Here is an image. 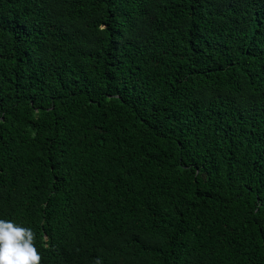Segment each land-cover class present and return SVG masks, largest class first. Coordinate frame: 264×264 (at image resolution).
<instances>
[{
  "label": "trees",
  "instance_id": "1",
  "mask_svg": "<svg viewBox=\"0 0 264 264\" xmlns=\"http://www.w3.org/2000/svg\"><path fill=\"white\" fill-rule=\"evenodd\" d=\"M0 219L40 264H264V0H0Z\"/></svg>",
  "mask_w": 264,
  "mask_h": 264
},
{
  "label": "clouds",
  "instance_id": "2",
  "mask_svg": "<svg viewBox=\"0 0 264 264\" xmlns=\"http://www.w3.org/2000/svg\"><path fill=\"white\" fill-rule=\"evenodd\" d=\"M33 239L30 228L0 219V264H40L41 256ZM95 264H101L99 257Z\"/></svg>",
  "mask_w": 264,
  "mask_h": 264
}]
</instances>
